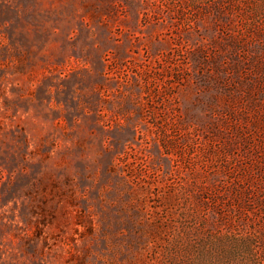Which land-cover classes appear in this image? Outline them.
<instances>
[{
	"label": "rangeland",
	"instance_id": "374dc122",
	"mask_svg": "<svg viewBox=\"0 0 264 264\" xmlns=\"http://www.w3.org/2000/svg\"><path fill=\"white\" fill-rule=\"evenodd\" d=\"M0 264H264V0H0Z\"/></svg>",
	"mask_w": 264,
	"mask_h": 264
}]
</instances>
